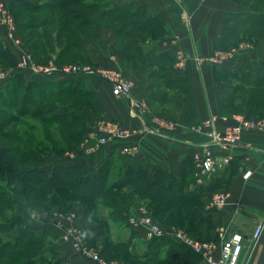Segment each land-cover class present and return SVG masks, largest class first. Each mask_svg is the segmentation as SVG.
Returning a JSON list of instances; mask_svg holds the SVG:
<instances>
[{
    "label": "crops",
    "instance_id": "0c3cea01",
    "mask_svg": "<svg viewBox=\"0 0 264 264\" xmlns=\"http://www.w3.org/2000/svg\"><path fill=\"white\" fill-rule=\"evenodd\" d=\"M14 1L0 0V6H12ZM114 3L142 8L147 15L159 18L165 24L163 37L150 38L142 44L144 53L148 56L168 54L173 57L171 72L176 78L186 79L192 86L198 105L199 121H186L184 103L179 117H170V121H166L170 125L167 129L159 133L149 132L137 139L138 150L134 155H125L122 147L115 149V146L100 145L90 133L77 153L44 158L42 168L50 174L54 169L52 166L56 165L80 166L85 172H95L107 157L117 151L120 159L135 168L149 166L151 178L156 172H161L165 183L169 182L171 176H178L189 159L194 164L196 176L200 178L199 184H205L207 176L200 177L194 157L207 142L209 129L203 128L199 131L198 128L207 120L216 118L215 127L222 130L226 124L232 122L234 114L230 108H224L229 97V87L217 79L216 68L238 72L253 81L264 77L263 67L260 66L264 63V39L259 37L252 38L253 46L241 50L233 59L218 66L207 61L215 55L220 44L225 17L231 13L251 14V9L237 0H114ZM99 27L96 39L85 40L82 37V40L74 43L81 60L96 68H114L125 77L133 78L136 85L130 95L117 97L109 82L92 73L83 76L87 90L95 94L104 108L103 116L117 120L127 128H155L151 109L156 105L151 102L150 79L142 76L119 46V38L111 24L104 22ZM0 42L12 51L17 60L21 58L19 49L8 40L7 26L1 22ZM180 55L183 56L182 61L179 59ZM199 59L203 61L199 62ZM18 71L13 72L17 74ZM1 79L0 92L5 84L2 82L10 83V80ZM219 152L222 156L225 154ZM231 153L232 159L228 164L218 167L214 173L208 175L213 178L210 183L212 186L216 185V191L228 193L226 205L221 209H212L208 215L215 233L218 234L221 230L227 234L239 232L245 237L239 264H264V233L256 244L250 240L256 226L264 220V129L244 132L240 144ZM248 171L251 174L245 177ZM211 194L210 191L204 193L203 204L206 205V201L209 203ZM75 207L74 218H70V213H38L32 211L28 205H24L19 213L25 230L38 229L37 236H40V230L50 232L47 237H42L43 242L39 244L44 245L39 249L40 257L52 256L53 264H98L64 239L69 231L86 230L83 223L85 212L78 204ZM124 233H128L130 239L133 238L135 252L144 255L150 241L144 230L132 226Z\"/></svg>",
    "mask_w": 264,
    "mask_h": 264
},
{
    "label": "rangeland",
    "instance_id": "374dc122",
    "mask_svg": "<svg viewBox=\"0 0 264 264\" xmlns=\"http://www.w3.org/2000/svg\"><path fill=\"white\" fill-rule=\"evenodd\" d=\"M24 1H26V3ZM45 1L46 0H22L21 2H18L14 8L7 5L0 6L1 23H3L1 21V13L3 10L7 11L8 14H10L11 16L12 19L11 24L14 28L13 35L15 37L13 44L19 45L18 49L20 51V55L21 56L26 55L33 64L38 66L58 64V65H66V66L77 65L80 67L89 66L95 68V66L81 60L77 52V49L75 47L76 44L74 43H76V41L82 40V34H80V31L79 32L77 31L78 30L77 27L74 29L72 33H70L67 36L66 39L67 43L64 45V48L66 49L64 51L61 48H57L56 53L52 54V57L46 60H45L46 53H44L45 55L40 54L41 53L40 50H44L47 48H44L43 44L37 45V43H40L41 31H42L41 27L39 28L37 24L39 19L43 20L46 17H49L50 14L48 11H35L32 8L30 9L29 5H27L28 4L27 2H29L30 5L33 6V5H42L46 3ZM90 1H95L97 3H106V4L109 3L110 5L112 4L111 2H114V0H90ZM243 1L247 2L248 3L247 5L251 6L253 10L256 12H262L264 10V0L262 1L243 0ZM116 6L117 5L114 4L112 5L114 9ZM91 17L95 19L99 23V25H103V22L105 21L98 18V15L95 12H92ZM26 23H31L32 26H34L33 30L25 29L23 28L24 26H21V24H26ZM113 29L119 38V46L124 50L127 57L130 58L131 56H133L134 53L133 50L131 49V44L129 43L130 31L132 30V28L128 24L126 25L122 23H117L114 25ZM255 37L260 38V36L256 34ZM261 39H264V30L261 33ZM243 42L245 41L237 43L233 47L231 46L230 48H228L227 50L226 49L217 50L214 56L208 58V59L212 57L221 58V60L217 61V63L212 60L211 61L207 60V61L214 64L215 66H218L222 62H226L230 59H233V57L241 50L253 46L254 41L252 38H250V40H248L247 43L246 42L243 43ZM17 62L18 61H16V63H13L8 59L3 60L2 58H0V78L5 73H10L12 75L10 78L1 79L2 81H7V80L11 81V79L16 75V73H14L13 71L19 70L18 68L19 63ZM146 63H147L146 68L137 65V69L141 72L142 76L150 79L152 92L158 93L162 97V99H160V103L155 104L156 106L152 107L153 109H151V112L154 114L152 118L156 124L155 128H157V130L161 129L160 132H162L165 129H167L164 125H162V122H164L167 125L168 123H166V121H170L169 120L171 119L170 117L172 118L179 117V115L183 111L184 101L182 99L180 90L176 88L177 85L174 82L176 77L170 71V66H171L170 63L159 62L157 59L147 60ZM260 66H262L263 67L262 69L264 70V63L260 64ZM232 73H234L233 76L227 75L224 78L222 77L221 80L229 87V95L230 94L233 96L235 94L237 95L238 101L236 102V106L233 109H231V111L232 110L235 111V113L233 112L234 113L233 116H237L240 114H247V113L249 114L251 113V108H252L251 106H255L257 104H264V90L258 88L259 84L264 85V77L255 79L253 81L251 80L250 77L242 76L238 72L232 71ZM27 78L30 79L32 77L28 75ZM44 80H46L47 82H52L53 79L44 78ZM2 83H5L6 85L8 84V82H2ZM28 83L25 82V84L18 85L17 89L15 90L17 91V93H15L16 95L10 94L6 98H0V122L2 120H6V121L10 120V116L18 117L19 121L14 123L9 128L8 131L12 134L18 135L21 138L20 141H22V145L24 146V148L31 147L35 149V151L39 153V155L41 156V157L35 156L37 158L35 162L30 161L29 163L26 164L22 163L19 166L21 167V169H29V168L31 169L40 166L42 162L41 158L43 156H45L43 158L49 159V157L51 156L63 157L64 154L66 153H77L79 151V148L89 137L90 133L93 134L92 136H94L95 139L101 145L102 139L106 135L105 133L101 132L100 129L98 128V124L100 123V121L116 122V124H118L121 128H125V129H139V128L124 127L119 121L103 116L104 111L101 112L98 108L95 107V105H93L94 102L93 99H95L94 96L92 95L91 98L86 97L88 95L87 84L85 80H83L82 78L79 80L75 79V81L73 80L66 85V87H70L72 91H77L76 93L74 92V94L63 95V96L61 95L54 98H47L48 97L47 93L54 91L49 85L47 86L44 85L43 82H37V81L28 82ZM5 84L3 86V89L6 87ZM27 85H31V86H27ZM27 94H30L32 96L30 100L31 103L41 102L45 105H53L54 108H51L52 110L50 113H48V115L44 114L43 116H39L37 118L32 117V114L27 116H21L20 113L18 112V109H20V107H22V105L25 104V102L23 104L22 100H23V96ZM251 95H255L254 100L250 102V104L248 105L246 104L247 106H242V105L240 106L241 99H248V97H250ZM63 104H74L79 107V110L75 108H71L70 111L72 112L68 114L70 116L72 114L76 117L73 125L66 127V126H60L58 124H52V125L45 124V121L48 119V117L55 118V116H57L58 113L64 114L67 111L66 109L67 107H64ZM10 105L16 106V109H12L13 107ZM148 112L150 111L148 110ZM254 112H255L254 115L250 117L253 118L264 117V107L263 109L257 108ZM97 117L99 118L97 119ZM146 133H149V131H145L142 134V137ZM138 138L139 137L134 139L137 144H138L137 141ZM1 162H3V158L0 156V163ZM123 163L124 162H116V164L112 166V170L110 171L109 176L108 177L104 176L105 185L107 186V188L108 187L112 188V191L110 190L112 192V195L111 197H107V198L105 197L101 198L95 196H83L79 194L75 197L76 200L74 199L72 200L71 197L74 196L75 192L73 191L62 192L61 190L60 192L45 191L44 193L47 194L46 197L38 196L37 198V196L32 192L31 188L29 187L30 185L28 183L19 184L20 188H24L25 186V193L23 192V196H21L23 198L16 197V199L18 201L20 200L21 203L20 205L22 204L23 205L21 206V208H19L18 205L9 207L8 203L1 202V204L4 205H0V223L2 224V226H5L8 229L9 228L8 223L11 221L13 217H17L16 214L22 211L24 205H28L32 211L34 210L35 212L38 213H47V212L48 213L53 212L58 214L70 213L69 214L70 218H74L75 217L74 211L76 209L75 205L78 204L80 207L83 208L85 214L89 213L88 226L87 228H85L86 229L85 231H90L88 230L90 229L88 227L92 225L94 222L98 225V228L94 229L93 232L95 233V235L92 237H83L82 233L85 231L82 230L69 231L64 236V239L67 242L70 241L78 250L82 252H87L94 257L99 256L100 258H103L104 260L110 263L119 262V260L121 259L125 264H150L151 263L150 257L148 258L140 257V258L132 259V258H128L127 254L122 255V252L124 251H128V252L130 251L132 255L133 254L136 255L133 242L130 241L131 240L129 238L130 236H128L129 232L124 233V231H127L129 227L133 226L130 223V217L133 215L125 212L124 210H126L128 207H131L134 211L139 212L142 218L145 216V214L143 213L141 208H143V206L145 207L146 204H148V200H145L144 203L138 202L135 195L131 192L132 190L131 187H126L121 189H116L115 186H113L114 188L112 187V185L118 183L120 179L119 173L120 171H122L123 168L122 166H124ZM52 167L54 168L55 166ZM189 168H191L190 169L191 172L187 174L185 187H184V189L186 190L185 201L186 200L188 201L190 197L189 195H191L192 192L195 193L193 194V197H196L201 192L205 193L206 191H210V193H212L211 195L219 192L216 191L217 189L214 188V186L216 185L212 186L210 183V181L213 179L212 177L207 176L205 178L206 183L199 184L198 182L199 177L196 176L193 165H190ZM102 172L103 169L97 168L95 172L81 171L75 173V177H79V179L82 180L90 179L92 181H96L97 177L101 175ZM7 185H8V180L5 176V173L3 172V169L0 168V193L2 194L4 192L10 193V191L7 188L8 187ZM89 188L91 189V187ZM36 198L38 199V205H36L37 209L30 206L32 205V202H34ZM108 200L112 201L110 202L111 204H117L119 206L113 208L108 207L106 204ZM192 201L195 200L193 199ZM203 207L207 212L211 211L212 209H215L214 207H211L209 205L208 201H206V205L203 204ZM202 208L201 207L193 208V210L186 209V211H188L189 216L192 217V221L191 219L188 218L185 225L182 226H177L175 224H170L171 226L161 225L154 217L153 218H154V222L160 225L165 230H171V229L182 230L190 236H193L195 238L199 237L202 241L208 239L212 241L213 240L218 241L220 239L219 233L218 234L215 233L213 229L210 230L212 232L205 230V228H210V227L204 225L205 212L204 209ZM176 209L177 211H180L178 208ZM152 216L150 218H152ZM168 216L169 215H167V217ZM161 217H163V215ZM120 218H123V220H120ZM198 221H202L201 228L197 226ZM109 227L110 229L108 231L107 229ZM22 230H24L23 226L22 228L18 227L12 233L2 234V236H0L2 237L1 238L2 242L8 239L13 241L18 235L21 234ZM106 230L107 232H104ZM32 235L30 234L26 235V238L32 239L31 238ZM107 239L111 240L112 242L114 241L115 242L118 241L121 243L124 242L126 246L122 244L121 246L118 247L117 252L114 250V254H112V256L110 255L107 258L106 256L102 255V249L104 248ZM3 247H4L3 245L0 246V255H3L2 259H7V262L4 264H53L54 263L52 256L42 258L38 255L39 249H42L44 247V245L42 244L41 245L33 244L32 246H30V248L29 247L25 248L26 253L21 252L24 249L22 244L20 245V244L12 243L11 247L9 246L5 248ZM12 252H14V254L17 255L14 262L13 260L10 261L11 257H13L12 256L13 254H11ZM164 257L165 254H162L161 258ZM113 258H117V259H113ZM44 260L47 263L44 262ZM193 262L195 264H206L202 259L199 260L198 256H196V259Z\"/></svg>",
    "mask_w": 264,
    "mask_h": 264
},
{
    "label": "trees",
    "instance_id": "16d2710c",
    "mask_svg": "<svg viewBox=\"0 0 264 264\" xmlns=\"http://www.w3.org/2000/svg\"><path fill=\"white\" fill-rule=\"evenodd\" d=\"M22 0H15L11 7H15L18 2ZM243 2L245 5L248 3L243 0H237ZM262 1V0H257ZM26 3V1H24ZM46 3L42 5H29V8L34 9L35 11H48L49 17L45 19H39L38 26L41 27V40L37 45L43 44L44 50H40L42 55L46 53V59H50L52 54L56 53L57 48L66 49L64 45L67 43V36L74 31L77 27V31H80L82 37L85 40L96 39L99 34V29L101 25L91 17L92 12H95L98 15V18L105 20L114 27L117 23L128 24L132 30L130 31V41L131 49L133 50V56L130 57L131 61L137 67L142 66L143 68L147 67V60L157 59L159 62H169L170 63V71L173 64V57L168 54H160V55H145L142 44L148 39H156L164 36L165 33V24L154 16H149L142 8L137 7H128L117 5L114 2L109 3H97L95 1L90 0H46ZM252 2V1H251ZM117 5L114 9L112 5ZM252 11L249 13H231L228 14L221 27V38L220 44L217 47V50H227L231 46L233 47L235 44L240 43L242 41H248L250 38L259 35L261 38V33L264 30V10L262 12H256L253 10L251 6H248ZM12 8V9H13ZM103 22V23H104ZM34 25V24H33ZM36 25V24H35ZM25 29L33 30L31 23L21 24ZM37 26V27H38ZM78 43V41H76ZM0 58L3 60L8 59L9 61L16 63V58L12 51L8 48L4 47V45L0 42ZM43 60V61H45ZM18 61V60H17ZM18 63V62H17ZM216 77L219 81H222V77H226L227 75L233 76L232 70L226 68H216ZM172 73V72H171ZM28 75L24 73H17L6 85V87L0 92V98H6L8 95H16L17 91H15L18 85L25 84V82H43L44 85H49L52 92L47 93V98H54L57 96L70 95L76 93L77 91H72L70 87H66L71 81L84 79L83 76L78 77H65L61 78V80L52 82H47L44 80V77H32L30 79L27 78ZM43 79V80H42ZM52 79V78H50ZM50 81V80H48ZM13 82V83H12ZM175 84L181 92L182 99L185 103L186 107V121L189 123H196L199 121V111L198 105L195 98V93L193 91L192 86L187 82L186 79L176 78L174 80ZM12 83V84H11ZM31 84V83H28ZM31 86V85H27ZM29 88V87H28ZM259 89L264 90V85L259 84ZM88 95L86 97H90L93 95L95 99H93V105L98 108L101 112L104 111V108L98 102L95 97V94L89 90H87ZM44 94V93H43ZM232 96V97H231ZM255 95H251L248 99H241L240 106H247L254 100ZM231 97V99H230ZM32 96L27 94L23 96V104L18 112L21 116L31 115L34 118L39 116H43L51 112V108H54L53 105H45L41 102H33L31 103ZM160 99H162L161 95L158 93L152 92L151 94V102L154 104H159ZM238 101L237 95H229V98L224 106V108L233 109L236 106V102ZM27 102V105H26ZM31 104V105H30ZM247 104V105H246ZM12 106V105H10ZM9 106V108H10ZM64 107H67V111L64 114H59L54 117H48L45 121V124H58L60 126H72L76 117L70 114L72 111L71 108H75L79 110V107L74 104H63ZM8 107V106H7ZM12 109H16V106H12ZM249 107V106H248ZM251 113L243 114L247 118L250 119H259L260 117H250L254 115V111L257 108L263 109L264 104H257L255 106H251ZM38 108V109H37ZM58 108V106H57ZM223 108V109H224ZM39 110V111H37ZM235 113V111L232 110ZM237 113V112H236ZM19 121L18 117L10 116V120H2L0 122V156L3 158V162L0 163V168L3 169L5 176L8 180V190L9 192H4L0 196V205L1 202L8 203L9 207L18 205L21 208L20 200L18 201L16 197L23 196V192L25 193L24 188H20L19 184L28 183L32 190V192L37 196L46 197L45 191H56L60 192H75L74 196L71 199L76 200L77 195L83 196H95L101 198L111 197L112 188L105 185L104 178L109 176L110 171L112 170V166L116 164V162H124V166H122V171L119 173V181L112 185L116 187V189L131 187V192L135 195L138 202H143L148 200V204L144 208H146L153 217L161 224L168 225L175 224L177 226L185 225L187 219H191L188 211L186 209L199 208L203 207L202 198L204 193H200L196 197H193L194 192L189 195L188 201H185L186 198V190L185 181L187 178V174L191 172L190 165H194L191 163L189 159L186 160L185 164L182 167V170L178 176H171L170 182L165 183V177L161 172H156L154 177H149L150 168L149 166L142 165L138 168H135L132 164L127 163L123 159H120L119 154L114 151L110 157H107L98 168L103 169L101 175H99L96 181L92 180H82L79 177H75V173L84 171L80 166H63L56 165L53 169L52 174L48 171L44 170L43 160L45 156L41 158V165L34 168L29 169H21L19 167L22 163L26 164L30 161L35 162L37 158L35 156H39V153L35 151V149L31 147L24 148L22 145V141H20V137L16 134L10 133L9 128L16 122ZM115 149H121L122 145H113ZM51 156V155H49ZM46 159V158H45ZM7 162V163H5ZM12 165H10V164ZM85 172V171H84ZM123 174V175H121ZM105 176V177H104ZM124 176V177H122ZM122 177V178H121ZM102 180V181H101ZM101 181V182H100ZM106 181V180H105ZM91 187V189L89 188ZM87 188V189H86ZM114 188V187H113ZM111 190V191H110ZM66 194V193H64ZM198 197V198H197ZM23 198V197H21ZM35 199L30 205L33 208H36L38 205V199ZM197 198V199H196ZM195 201H192V200ZM22 201V200H21ZM55 201V198H54ZM151 203H150V202ZM110 200L106 202L107 206L110 208L117 207V204H111ZM178 208L180 211H177ZM204 209V207L202 208ZM125 212L132 214L134 210L131 207H128ZM124 212V213H125ZM205 226H209L210 228H205L206 231H210L213 228V224L211 221L208 212L205 211ZM88 214L86 213L83 216V222L85 227L88 226ZM163 215V217H161ZM167 215H169L167 217ZM17 217H13L11 221L8 223L9 228L7 229L5 226H2L0 223V236L2 234H8L14 232L18 227L23 226V218L20 213L16 214ZM123 220V218H120ZM175 222V223H173ZM194 222V221H193ZM7 224V222H6ZM202 221H198L197 226L202 227ZM88 230L91 232L94 229L98 228V225L94 222L90 225ZM110 227L107 229L109 231ZM25 230V229H24ZM22 230L21 234L18 235L13 241L8 239L2 242V237H0V246H4L3 248L9 246L11 247L12 243L22 244L24 249L21 252L26 253L25 248H30L33 244H40L43 242L42 237L45 235L46 237L50 233L49 231L40 230V236L35 237L36 231L38 229H33L34 231ZM104 231V232H107ZM32 235V239L26 238V235ZM210 235V234H209ZM197 237V236H196ZM199 238V237H198ZM200 239V238H199ZM204 239V238H203ZM211 239V238H210ZM201 240V239H200ZM133 241V238L130 240ZM203 241H212V240H203ZM124 244L123 242H112L111 240L106 241L104 248L102 249V255L107 258L112 254H114V250L117 252L118 247ZM32 250V249H31ZM115 252V253H116ZM119 252V251H118ZM23 253V254H24ZM13 254L10 261L16 259L17 255ZM127 254L128 258H148L150 257V264H195L193 261L196 259V254H194L193 250L188 246L178 243L175 240L169 238L168 236H160L155 237L149 241L148 249L144 255H132L130 251L122 252V255ZM165 254L164 258H161V255ZM153 255V256H152ZM3 255H0V264H4L7 262V259H2ZM115 257V256H114ZM117 259V258H113ZM200 260L201 257L198 256ZM119 260V259H118ZM44 262H46L44 260ZM43 262V263H44ZM122 264H125L121 259L119 260ZM193 262V263H192ZM47 263V262H46ZM59 264V263H58Z\"/></svg>",
    "mask_w": 264,
    "mask_h": 264
},
{
    "label": "built area",
    "instance_id": "2783aa9c",
    "mask_svg": "<svg viewBox=\"0 0 264 264\" xmlns=\"http://www.w3.org/2000/svg\"><path fill=\"white\" fill-rule=\"evenodd\" d=\"M205 1V0H203ZM3 10V9H2ZM1 21L8 28V40L14 42L12 26V19L7 11L3 10L1 13ZM16 48L19 45L13 44ZM179 59L183 60V56L180 55ZM207 60H212L217 63L221 60L219 57H212ZM203 59H199L202 62ZM19 71L18 73L28 74L32 77H44L61 79L65 77H78L85 76L87 74L95 73L107 80L113 88V94L117 97L130 95L133 91L136 81L133 78L125 77L120 71L114 68H93V67H80L77 65H43L38 66L33 64L26 55H22L18 60ZM221 63V62H220ZM219 64V63H218ZM180 67L184 65L179 64ZM12 75L5 73L1 78L7 79ZM216 118L207 120L204 124L200 125L198 130L202 131L203 128H208L207 142L202 145V150L197 152L194 157V163L198 169L200 177L208 176L216 171L218 167L224 166L232 159V150L236 148L242 139V135L246 131L263 130L264 129V117L259 120L247 118L245 115L240 114L232 117V122L226 124L225 128L219 130L215 127ZM166 128L170 125H166L162 122ZM95 128V127H94ZM98 128L101 132L105 133V137L102 139L101 145L113 146L122 145V153L125 155H134L137 150V143L134 140L145 131L159 133L161 131L157 128L143 126L139 129H125L121 128L116 122L100 121ZM96 133V131H95ZM225 154L222 156L220 152ZM251 172H247L245 177H249ZM200 179V178H199ZM228 199V193L225 191H219L209 198V205L211 207L221 209L223 208ZM144 217L141 218L139 212L134 211L133 216L130 217V223L137 228H141L146 233L149 240L160 237L168 236L178 243L184 244L191 248L194 253L201 257L206 264H239L243 251L245 237L239 232H233L230 234L224 231H219L220 239L214 241H202L199 238H195L186 234L182 230H165L160 225L154 222L153 216L146 208H141ZM149 214V215H148ZM148 215V216H147ZM152 218H150L151 216ZM150 216V217H149ZM264 233V220H262L254 229L250 240L252 243H257ZM91 260L98 262L99 264H121L119 262L110 263L99 256H92L87 252H84Z\"/></svg>",
    "mask_w": 264,
    "mask_h": 264
},
{
    "label": "clouds",
    "instance_id": "9594fccd",
    "mask_svg": "<svg viewBox=\"0 0 264 264\" xmlns=\"http://www.w3.org/2000/svg\"><path fill=\"white\" fill-rule=\"evenodd\" d=\"M94 235H95V233L91 232V231H85V232L82 233L83 237H92Z\"/></svg>",
    "mask_w": 264,
    "mask_h": 264
},
{
    "label": "bare ground",
    "instance_id": "6f19581e",
    "mask_svg": "<svg viewBox=\"0 0 264 264\" xmlns=\"http://www.w3.org/2000/svg\"><path fill=\"white\" fill-rule=\"evenodd\" d=\"M154 219V218H153Z\"/></svg>",
    "mask_w": 264,
    "mask_h": 264
}]
</instances>
